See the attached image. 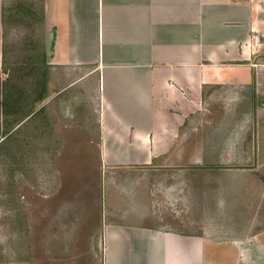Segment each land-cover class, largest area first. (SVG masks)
I'll return each instance as SVG.
<instances>
[{
  "label": "crops",
  "instance_id": "1",
  "mask_svg": "<svg viewBox=\"0 0 264 264\" xmlns=\"http://www.w3.org/2000/svg\"><path fill=\"white\" fill-rule=\"evenodd\" d=\"M262 6V0H41L39 72L48 71L54 87L41 96L39 77L34 101H12L0 112L7 129L1 140L23 126L38 137L39 154H47V138H54L52 165L60 176L44 173L38 225L31 227L38 264H264V130H246L239 123L247 118L237 115L224 143L208 142L217 130L199 131L200 158L222 151L252 162L234 171L245 175L234 180L240 190L217 165L208 175L212 166L202 164L198 199L185 178L191 133L182 131L191 117L206 121L208 106L238 105L242 86L254 82ZM4 8L0 0V75ZM82 86L85 103L78 102ZM217 89L233 101H209ZM216 115H209L215 125ZM80 134L95 148L96 174L78 180L67 174V183L62 161ZM65 184L70 188L61 196Z\"/></svg>",
  "mask_w": 264,
  "mask_h": 264
},
{
  "label": "rangeland",
  "instance_id": "2",
  "mask_svg": "<svg viewBox=\"0 0 264 264\" xmlns=\"http://www.w3.org/2000/svg\"><path fill=\"white\" fill-rule=\"evenodd\" d=\"M4 5L6 32L4 67L2 69L3 73L0 75V112H7L8 105L12 101H34V96L40 84L37 80L39 77L43 80L41 96L47 94L51 86L54 87L51 81V74L46 70L42 73L39 72L41 71L40 68L45 65L43 46L39 38L41 0H4ZM262 5V11H264V0H262ZM258 39L259 43L255 44L256 54L253 58V62L256 64L254 72L257 74L253 83L252 79L242 86L244 93L239 96L238 105L233 107H220L219 105L216 107L218 108L217 111L212 108L213 106H208V108L203 110L206 121L199 124L200 117H196L197 119L191 117L188 119V123L186 122L184 127H182L183 132L191 133L187 138L184 159L187 162L189 161L191 167L190 172L186 169L185 178H189L192 183L190 185L192 199H198L197 194H199L200 186L202 185V182L198 179L199 169L202 164L212 166L207 167L208 175L211 170L215 171L213 166L217 165L218 169H222V172H217L219 175L225 174L226 180L227 178L232 180L235 183V189L239 188L240 190L242 187L239 180L237 182L234 180L238 177H245V175H236L234 171L245 169V162L248 158L251 160V157L247 158L244 154L237 160L233 154L218 151L216 155L208 153L205 158H200V155L204 153L203 151L200 153L198 150V138L199 131L204 133V129L208 132L214 129L217 130V138L215 137L214 140V137L210 139L208 137V142L217 141L224 143L227 140L228 131L235 125V117L237 115L240 119L242 116L247 118L245 122L241 121L239 123L246 130L251 132L264 130V29L259 33ZM80 91L78 102L85 103L88 100V88L82 86ZM223 91L225 89H217L215 94L213 93V98L209 101H233V97L230 94H224ZM252 101H254V104H252ZM88 102L90 106L91 101ZM88 108L84 107L83 109L87 111ZM89 109L91 110L92 108ZM42 113H46V111L43 110ZM209 115H213V117L216 115V125L210 123ZM35 119L38 118L36 117ZM27 125H24L26 129L29 127ZM52 127L53 122H48L49 130L47 133L48 135L50 133L51 136L53 135ZM28 130L33 132L34 129ZM6 132L5 122L1 121L0 264H38L37 235L32 233L31 227L38 225L39 183L44 180V176L46 177L44 173L47 174L48 178L52 179L60 176L52 165L56 158L54 138L49 136L47 138V144L50 143L48 153L39 154L37 147L38 137H30L29 132H23V126L11 132V136L1 140L2 136H7ZM78 133H81V131ZM64 155L69 157L67 160L62 161V163L68 161L67 166L69 167L68 170L64 169L65 171L61 175L65 182L68 183V178L70 177L78 180L88 178L90 173H92V177L95 176L96 170L92 169V165L93 161H96L97 153L91 144L83 140L81 134L75 138L73 153ZM251 162L252 160L249 163ZM44 167H46V170ZM71 167L73 168L71 169ZM169 173L178 174L176 171H169ZM188 173H191L190 176ZM242 179V181L245 180L244 178ZM51 188L55 190L56 187H48L45 192L53 194L54 191ZM65 188H67V184L61 189V196L70 187ZM42 190L44 191V189ZM191 206H196L197 208L198 201L195 200Z\"/></svg>",
  "mask_w": 264,
  "mask_h": 264
},
{
  "label": "trees",
  "instance_id": "3",
  "mask_svg": "<svg viewBox=\"0 0 264 264\" xmlns=\"http://www.w3.org/2000/svg\"><path fill=\"white\" fill-rule=\"evenodd\" d=\"M43 58H44V56H43ZM44 60V59H43ZM43 90V89H42Z\"/></svg>",
  "mask_w": 264,
  "mask_h": 264
}]
</instances>
